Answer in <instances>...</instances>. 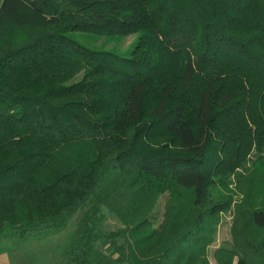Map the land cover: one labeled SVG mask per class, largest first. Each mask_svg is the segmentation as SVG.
<instances>
[{
	"label": "trees",
	"instance_id": "trees-1",
	"mask_svg": "<svg viewBox=\"0 0 264 264\" xmlns=\"http://www.w3.org/2000/svg\"><path fill=\"white\" fill-rule=\"evenodd\" d=\"M78 212L66 264H210L226 214L264 264V0H2L0 240Z\"/></svg>",
	"mask_w": 264,
	"mask_h": 264
},
{
	"label": "rangeland",
	"instance_id": "rangeland-1",
	"mask_svg": "<svg viewBox=\"0 0 264 264\" xmlns=\"http://www.w3.org/2000/svg\"><path fill=\"white\" fill-rule=\"evenodd\" d=\"M2 0H0L1 4ZM78 40L89 47L102 48L124 56H128L134 37L127 39L117 38H91L85 35L78 36ZM105 221L102 229L105 231H117L122 228L121 223L106 209H102ZM82 213L78 212L66 225V227L53 234H47L31 240L20 241L17 239L0 240V253L5 252L10 256L11 264H66V252L73 239L77 224ZM231 214L223 216L218 227L214 244L208 250L210 264H215L214 252L219 248H231ZM112 241L99 243L96 250L106 256H110L115 247L111 246ZM113 259L118 256L111 255ZM236 260H234V263Z\"/></svg>",
	"mask_w": 264,
	"mask_h": 264
},
{
	"label": "crops",
	"instance_id": "crops-1",
	"mask_svg": "<svg viewBox=\"0 0 264 264\" xmlns=\"http://www.w3.org/2000/svg\"><path fill=\"white\" fill-rule=\"evenodd\" d=\"M0 264H11L10 256L7 253H0Z\"/></svg>",
	"mask_w": 264,
	"mask_h": 264
}]
</instances>
